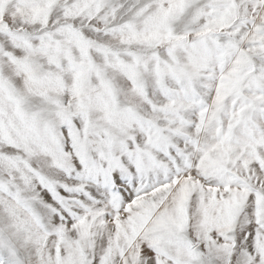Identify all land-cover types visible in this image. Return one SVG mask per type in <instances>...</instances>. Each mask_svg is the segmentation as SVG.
<instances>
[{"label": "snow or ice", "instance_id": "obj_1", "mask_svg": "<svg viewBox=\"0 0 264 264\" xmlns=\"http://www.w3.org/2000/svg\"><path fill=\"white\" fill-rule=\"evenodd\" d=\"M0 264H264V0H0Z\"/></svg>", "mask_w": 264, "mask_h": 264}]
</instances>
